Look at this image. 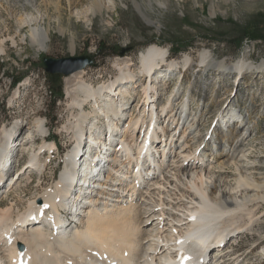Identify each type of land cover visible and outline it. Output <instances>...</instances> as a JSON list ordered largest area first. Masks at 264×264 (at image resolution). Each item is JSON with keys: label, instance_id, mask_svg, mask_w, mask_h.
<instances>
[{"label": "bare ground", "instance_id": "1", "mask_svg": "<svg viewBox=\"0 0 264 264\" xmlns=\"http://www.w3.org/2000/svg\"><path fill=\"white\" fill-rule=\"evenodd\" d=\"M25 1L38 10L36 16L30 17L37 23L30 30L31 44L37 51L45 52L50 40V29L41 24L45 14L38 9V0ZM133 1L147 23L153 25L155 21L142 4ZM115 2L96 0L91 8L78 9L75 13L87 17L89 11L98 13L115 7ZM77 4L76 0H69L72 9ZM153 4L165 8L166 3L147 1L148 8ZM211 13H215L214 8ZM59 31L65 34L62 26ZM75 49L72 36L71 50ZM209 56L207 50L202 52V66L218 69L225 66L223 60L214 61ZM166 57V49L158 44L142 52L143 71L152 77L148 75V83L144 84L142 110L137 117L134 107L139 105L140 98L126 112L123 108L126 104H120L121 96H105L114 83H110V89L107 85L89 86L85 68L70 74L67 94L72 99L74 120L66 126V131L74 141L73 148L67 153L64 169L55 184L45 188L27 210L16 217L12 213L13 205L0 207V264H165L168 259L164 260V256L182 260L184 250L198 256L189 264L200 259V264H228L230 258L221 244L235 240L249 229L244 216L254 210L248 212L247 206L264 199V173L255 171L247 162L249 152L244 146L254 127L243 125L241 115L238 124H229L224 131L215 133L214 144L199 148L194 155L192 150L182 147L175 158L168 160L176 146V127L186 118L187 107L186 103L173 105L169 114L163 115L166 88L156 81L153 69ZM192 60L187 55L181 62L190 68ZM128 61L121 62L125 63V71L117 78L118 84L127 85L134 78L133 63ZM231 67L240 76V72L254 66L243 60ZM258 67L262 68V64ZM121 93L126 95L127 89L119 90ZM92 100L96 118L99 113L103 115L102 127L97 124L100 118L88 122L90 114L85 107ZM201 115L202 111L194 113L186 127L200 123ZM12 126L5 127L0 138V185L6 182L7 175L2 169L8 162L15 164L16 173L7 176L13 178L6 184L1 200L24 179L31 180L32 172L43 174L51 161L49 157L58 149L56 143L51 144L44 137L40 148L30 152L32 157L26 167L20 169L19 158L32 146L35 135L48 137L49 130L43 118H38L26 135L20 136V130L25 127L21 122L16 121ZM168 130L170 135L166 136ZM198 135L199 131L191 134L194 141ZM198 153L199 161L192 162ZM232 166L236 167L234 185L222 174ZM214 168L222 173L213 174ZM67 205L69 208L71 205L70 211ZM181 246H185L182 252Z\"/></svg>", "mask_w": 264, "mask_h": 264}, {"label": "rangeland", "instance_id": "2", "mask_svg": "<svg viewBox=\"0 0 264 264\" xmlns=\"http://www.w3.org/2000/svg\"><path fill=\"white\" fill-rule=\"evenodd\" d=\"M38 1V9L45 14L40 22L50 29L45 52L37 51L30 41L31 27L37 24L30 17L36 16L38 10L25 0H0V138L4 128L11 127L16 121L25 126L20 130L22 136L34 127L38 118H43L49 130L46 135L49 136L35 135L32 146L20 157V169L26 167L35 152L32 149L40 148L44 137L49 143H56L58 149L49 157L51 161L44 173L32 172L31 180L24 179L9 195L0 199V207L13 205L12 213L16 217L27 210L31 201L39 198L45 188L55 184L64 169L66 155L74 145L66 131V126L69 127V122L74 120L71 118L72 99L67 94L72 74L48 73L43 63L45 57L93 56L96 65L85 68L89 86L97 88L114 83L113 89L109 86L105 96H121L120 104H126L123 106L126 112L132 102L140 98L139 105L134 107V117H137L142 110L144 84L148 83L150 75L143 71L142 52L150 45L158 44L166 49L167 55L166 60L153 69L155 78H158L156 81L166 88L163 115H168L173 105L186 103L187 107L186 118L176 127V146L168 160L175 158L183 148L192 150L194 155L199 148L214 144L215 133L224 131L229 124H238L242 115L243 125L247 123L254 127L252 136L244 141L247 154L249 152L246 160L255 171L264 173V0H159L166 3L165 8L156 4L148 8V0H137L155 21L153 25L147 23L133 0H116L115 7L104 8L98 13L89 11L87 17H79L75 11L91 8L96 0H76L75 9L70 7L69 0ZM211 8L215 9L214 14ZM60 26L65 29V34L60 33ZM72 36L76 41L74 52L71 50ZM100 44L114 48L117 54H98ZM205 50L210 55L209 59L223 60L225 66L222 69L202 66V52ZM187 55L193 59L190 68H185L181 62ZM125 60L133 63L135 74L132 82L122 85L118 84L117 78L125 71V63L121 64ZM243 60L254 67L242 74L240 72L239 76L231 66ZM260 64L262 68L258 67ZM58 88H62L64 96L57 100L52 112L51 104ZM124 89L128 93L120 95L119 90ZM94 106L93 100L86 104V112L90 114L88 122L100 118L97 124L102 127L103 115L99 113L96 118ZM197 111L203 112L202 121L194 127H186L188 119ZM105 121L108 123L107 118ZM169 131H166V136L170 135ZM198 131L194 141L191 134ZM208 132L211 134L206 139ZM199 154L192 157V162L199 161ZM45 158L42 157L43 160ZM156 158L159 164V156ZM213 170L215 175L222 173L219 168ZM235 171L236 167L232 166L222 173L232 185L235 183L232 180ZM12 178H6V182L0 185V197ZM149 178L151 180V177L146 179ZM247 208L248 212L255 211L252 221V214L244 216L249 229L235 240L228 241L230 243L221 244L230 258L228 264H264V199L249 203Z\"/></svg>", "mask_w": 264, "mask_h": 264}, {"label": "water", "instance_id": "3", "mask_svg": "<svg viewBox=\"0 0 264 264\" xmlns=\"http://www.w3.org/2000/svg\"><path fill=\"white\" fill-rule=\"evenodd\" d=\"M43 63L45 66V70L48 73H62L64 75H70L73 72L82 70L84 68H87L88 66L96 65L94 57L90 55L70 56L59 59L45 57L43 59Z\"/></svg>", "mask_w": 264, "mask_h": 264}, {"label": "trees", "instance_id": "4", "mask_svg": "<svg viewBox=\"0 0 264 264\" xmlns=\"http://www.w3.org/2000/svg\"><path fill=\"white\" fill-rule=\"evenodd\" d=\"M101 53H104L105 55H116L117 52L114 48H109V47H103L100 46L98 47V54H101ZM64 96V91L62 90V88H58L57 89V92H56V96L55 98H53L52 100V104H51V109H52V112L54 111V108H55V103L57 102V100L61 99L62 97ZM53 120H56L55 117H52Z\"/></svg>", "mask_w": 264, "mask_h": 264}]
</instances>
